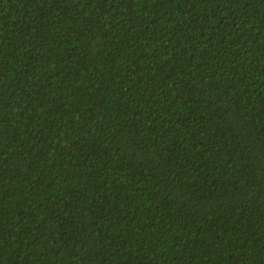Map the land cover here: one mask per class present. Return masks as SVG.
<instances>
[{
  "label": "trees",
  "instance_id": "trees-1",
  "mask_svg": "<svg viewBox=\"0 0 264 264\" xmlns=\"http://www.w3.org/2000/svg\"><path fill=\"white\" fill-rule=\"evenodd\" d=\"M0 264H264V0H0Z\"/></svg>",
  "mask_w": 264,
  "mask_h": 264
}]
</instances>
